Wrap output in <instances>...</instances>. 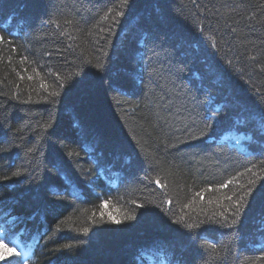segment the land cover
I'll return each mask as SVG.
<instances>
[{"label": "trees", "instance_id": "16d2710c", "mask_svg": "<svg viewBox=\"0 0 264 264\" xmlns=\"http://www.w3.org/2000/svg\"><path fill=\"white\" fill-rule=\"evenodd\" d=\"M263 125L264 0H0V264H264Z\"/></svg>", "mask_w": 264, "mask_h": 264}, {"label": "snow or ice", "instance_id": "6c2138e0", "mask_svg": "<svg viewBox=\"0 0 264 264\" xmlns=\"http://www.w3.org/2000/svg\"><path fill=\"white\" fill-rule=\"evenodd\" d=\"M125 3H127V0H125ZM111 11V10H109ZM119 15V13H117ZM105 19L107 18L106 16L104 17ZM219 113L218 112H211L209 113V120H215L217 117H218ZM213 125L210 123L208 125L209 128H211ZM31 151V150H30ZM14 175H19V172L17 173H14ZM231 181H229L228 183H230ZM157 183H159V181H157ZM255 181L253 180H250L248 181V185H252L254 184ZM227 184H224V185H221V187H226ZM252 188L251 187H246L244 191L240 192L238 196H236V199H233L232 196H229L228 199L230 201H232V207L234 209V212H233V216L234 217H239L241 215V210L242 208L246 207L247 203H248V197L250 195H252ZM196 195L198 196H201V199L203 198L202 195L200 193H197ZM233 195H236L235 193ZM221 215H223V213H221ZM238 223V220L236 218H233L231 220V225H236ZM187 227L189 229L193 228L194 225H187ZM84 231H87V229H84ZM8 237L5 236V234L3 233L2 230H0V239H6ZM0 247H3L7 253L9 254H15L16 256H19V252L17 251L16 248H10L8 247L7 244H0ZM70 247V246H69ZM212 248L215 249L216 248V245L213 244L212 245ZM4 258V254L3 253H0V259H3Z\"/></svg>", "mask_w": 264, "mask_h": 264}, {"label": "rangeland", "instance_id": "374dc122", "mask_svg": "<svg viewBox=\"0 0 264 264\" xmlns=\"http://www.w3.org/2000/svg\"><path fill=\"white\" fill-rule=\"evenodd\" d=\"M264 129V125L263 128ZM226 139L229 141L230 144L236 146L239 150L243 152H247L248 150L246 149L244 145V141L249 139V136L243 134V133H230L227 135Z\"/></svg>", "mask_w": 264, "mask_h": 264}]
</instances>
